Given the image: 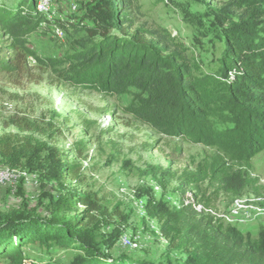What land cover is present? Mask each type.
Here are the masks:
<instances>
[{"label":"trees","instance_id":"obj_1","mask_svg":"<svg viewBox=\"0 0 264 264\" xmlns=\"http://www.w3.org/2000/svg\"><path fill=\"white\" fill-rule=\"evenodd\" d=\"M78 1L66 20L47 22L73 47L54 56L28 47V36L48 21L36 12V0L12 7L0 3V74L29 76L37 69L70 87L126 95L122 111L135 121L158 134L211 147L207 161L180 173L181 197L174 205L150 196L144 204L145 216L158 221L160 234L185 254L166 264H264L262 231L252 239L211 214L220 195L235 200L259 194L252 159L264 150V0H216L219 7L208 5L196 14L207 36L224 47L216 68L207 72L166 28L135 24L138 0ZM11 123L28 134L0 136V165L18 174L14 192L21 198L19 209L0 214V264H158L115 256L111 249L122 228L103 229L125 215L95 192L66 183L73 165L59 148L32 134L39 130L28 119L11 118ZM27 175L36 178L44 215L25 197ZM187 190L191 201L185 200ZM29 244L62 250L70 258L38 260L26 253Z\"/></svg>","mask_w":264,"mask_h":264},{"label":"rangeland","instance_id":"obj_2","mask_svg":"<svg viewBox=\"0 0 264 264\" xmlns=\"http://www.w3.org/2000/svg\"><path fill=\"white\" fill-rule=\"evenodd\" d=\"M18 2L0 0L9 7ZM78 2L50 0L49 12L44 14L48 21L28 36V47L44 56L60 55L72 49L70 39L59 27L47 22L66 20ZM176 2L182 3L186 11L177 7ZM138 3L141 9L134 16L136 25L166 28L188 47L189 55L204 72L216 68L224 47L207 36L196 14L208 10V5L219 7L220 1L138 0ZM30 73L29 76L0 74V136L28 134L20 132L11 118L28 119L39 130L32 134L59 148L68 164L73 165L65 176L66 183L79 192H95L108 208L116 206L125 215L123 221L112 218L103 229L109 232L116 225L122 228L111 249L115 256L124 253L158 264L181 261L185 254L176 242L171 244L160 234L158 221L145 216L144 204L150 196L174 205L181 197L180 173L207 161L214 150L158 134L135 121L122 111L128 102L126 95L107 96L70 87L37 69ZM252 168V176L258 178L259 194L246 193L235 200L220 195L214 201L211 214L224 225L235 226L254 239L259 231L264 233V150L253 157ZM143 170L146 172L142 173ZM164 170L167 174L162 176ZM17 177L16 172L10 173L0 165V214L17 210L21 205L20 196L14 192ZM23 188L29 206H38L37 212L44 215L38 204L40 191L35 176L27 175ZM191 194L187 190L185 200L191 201ZM127 238L134 240L137 247H128L123 241ZM24 248L30 256L42 261L70 258V254L56 248L48 252L34 244Z\"/></svg>","mask_w":264,"mask_h":264},{"label":"bare ground","instance_id":"obj_3","mask_svg":"<svg viewBox=\"0 0 264 264\" xmlns=\"http://www.w3.org/2000/svg\"><path fill=\"white\" fill-rule=\"evenodd\" d=\"M40 1L41 0H36V5H35L36 12L41 13V14H45V13L49 12L48 7H49L50 0H48L49 2H47V3H40ZM74 9H75V6H73V10ZM59 33H61V32L59 31ZM8 172H10V171H8ZM10 173H12V172H10ZM123 241L130 248L137 247V243L134 240L127 238V239H124Z\"/></svg>","mask_w":264,"mask_h":264},{"label":"built area","instance_id":"obj_4","mask_svg":"<svg viewBox=\"0 0 264 264\" xmlns=\"http://www.w3.org/2000/svg\"><path fill=\"white\" fill-rule=\"evenodd\" d=\"M47 2H49L48 0H41L40 1V3H47ZM1 176H9V174L8 175H1Z\"/></svg>","mask_w":264,"mask_h":264}]
</instances>
